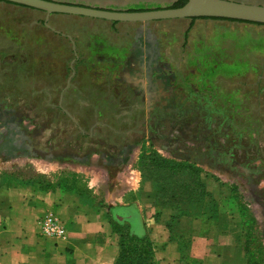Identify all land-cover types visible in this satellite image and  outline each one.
Here are the masks:
<instances>
[{
	"label": "rangeland",
	"instance_id": "rangeland-1",
	"mask_svg": "<svg viewBox=\"0 0 264 264\" xmlns=\"http://www.w3.org/2000/svg\"><path fill=\"white\" fill-rule=\"evenodd\" d=\"M54 1L126 10L166 8L175 0ZM228 1L264 6V0ZM45 15L37 10L21 12L17 18L14 16V24L17 20L20 26V34L14 33L15 36L7 35V30L0 26L3 31L0 32V87L4 92L0 95V127L11 120L19 132L21 129L25 134L31 132L39 142V146L31 151L23 149L26 148L23 143L5 151L1 145L5 144L8 133L4 132L0 137L4 157L18 153L21 163L17 165L21 168L26 165L31 170L46 169L55 173L64 170L68 178L66 183L79 175L85 192L91 191V186L98 188L97 197L122 181H133V177L139 181L141 189L151 185L155 203L169 209L166 227L170 235H180L181 249L191 242V232L185 230L189 220L214 218L221 205L230 204L231 209L236 208L240 219L238 243L244 262L264 264V25L256 28L258 24L214 18L192 22L188 18L164 19L142 24L139 29L142 35L138 37L133 29L139 22H117V26L109 28L111 22L108 20L55 14L45 21ZM190 23L191 28L184 36ZM121 29L128 32L124 34ZM67 35L76 43L77 54L80 53L79 46L86 54L84 45L95 37L119 46L126 45L137 54L154 48L165 61L164 75L158 74L157 80L153 78L157 74L143 73L146 56L141 57V66L133 63L128 70L114 68L110 73L101 67V62L74 63L72 44ZM84 67L90 69L89 73L84 72ZM103 70L106 73L103 74ZM153 71L156 73L158 69ZM71 72L69 83L72 79L74 82L68 95L75 103L74 108L79 109L76 112L81 111L79 118H88L82 126H89L86 130L89 129L91 139H87V134L85 136L87 143L92 141V146L87 149L85 143L81 150L75 149L83 140L72 137L75 138L71 140L72 146L63 152L60 146L53 148L50 133L45 132L38 138L35 129L37 124L45 123L43 120L34 118L33 123L28 118L15 119L17 117L10 111H3V107L13 106L12 101L28 100L24 104L26 109L50 111L57 91L49 89L53 96L49 104L43 97L26 95L36 94L43 84L58 83L63 88ZM162 92L173 95L166 102L171 110H148V103L160 97ZM237 96L244 98V106L236 105ZM18 102L16 106L19 107ZM205 105L223 109L209 113L217 116L214 121H218L219 126L213 129L225 128L227 146L222 152L228 151L224 164L232 170L215 169L204 161L203 153H198L202 151L199 137L205 130ZM177 106L180 110L175 108ZM95 121L103 122L108 128H93ZM164 132L169 135L165 136L169 139L167 144L150 139L162 136ZM104 140L112 144L117 142L119 146L130 144L116 150L118 156L114 161L106 155L114 154L113 150L96 145ZM48 147H51L50 152L39 151ZM95 148H101V151L92 152ZM231 152L234 161L230 162ZM61 155L66 156L50 158L51 166L45 165L47 160L42 158ZM74 156L84 158V164L76 162ZM131 230L143 233L138 218L134 219Z\"/></svg>",
	"mask_w": 264,
	"mask_h": 264
},
{
	"label": "crops",
	"instance_id": "crops-1",
	"mask_svg": "<svg viewBox=\"0 0 264 264\" xmlns=\"http://www.w3.org/2000/svg\"><path fill=\"white\" fill-rule=\"evenodd\" d=\"M24 11L37 9L0 0V26L7 30V35L20 34V26L17 20L14 24L13 18ZM49 16L45 15L44 20ZM144 23L134 26L133 32L138 33V37L142 35L139 29ZM117 25L111 22L109 28ZM121 30L124 34L128 32ZM72 75L73 72L69 77ZM68 85L66 81L61 91ZM1 88L0 95H3ZM237 98L236 105L244 106V98ZM20 160L18 153L4 157L0 150V264H116L120 236L112 230L109 211L117 205L131 204L140 214L143 233L152 242L151 256L144 264H246L238 243L240 219L236 208L231 209L230 204L221 205L214 218L189 220L187 229L181 226L192 235L190 245L181 249L180 235H170L166 227L169 209L155 203L151 185L141 189L139 181L133 177V181H122L97 197L98 188L91 186V191L85 192L79 175L66 183L64 170L55 173L46 169L31 170L26 165L21 168L17 165ZM45 163L51 166L52 161ZM47 212L63 219L67 226L63 238H46L39 234L38 219Z\"/></svg>",
	"mask_w": 264,
	"mask_h": 264
},
{
	"label": "trees",
	"instance_id": "trees-1",
	"mask_svg": "<svg viewBox=\"0 0 264 264\" xmlns=\"http://www.w3.org/2000/svg\"><path fill=\"white\" fill-rule=\"evenodd\" d=\"M186 2V0H175L173 2L172 5H169V7H178V6H182L184 3ZM65 3H73V2H65ZM73 4H80V5H84L81 3H73ZM89 6V5H87ZM93 7H99V6H93ZM102 8V7H99ZM105 9H111V8H105ZM149 8H128L126 10L128 11H141V10H148ZM204 18H208V17H193V18H188L191 20V22L195 19H204ZM214 19H223V20H231V21H240V22H245V23H255V24H259L262 25L261 23H256V22H249V21H242V20H236V19H227V18H216L213 17ZM112 23H117L115 21H111ZM264 25V24H263ZM191 28V23L188 26V28L185 30L184 32V36H186L189 32V29ZM72 82H74V79H72L71 83H69L68 87L63 91V95H62V104H58V99H59V93L62 90V85L60 86V84L58 83H53L50 85H42V87L38 90V92L35 94V92H30L31 94L26 95V97H34L36 96H40L43 97L46 104H49L51 99H52V94L49 92V89H51V91L55 90L57 91L56 93V97L55 99H53V103L54 104H50V111H45L43 110H39L37 109V111H31L29 109L25 108L26 104L25 101H12L13 102V106H5L3 107V111H10L11 113L14 114V117H17L15 119H23V118H28L33 120V123L35 122L34 118L37 119H41L43 120V122L45 123H41V124H37V128L35 129L36 132L38 133V138H40L41 136L44 135L45 132H48L51 134V138L54 140L53 143V148H56L58 146L61 147L62 150H64L63 152H67L68 149L72 146L73 141H71L72 137H80V139H82V142H78L75 149L81 150L84 146L85 143H87L88 140L91 139V136H89V129L86 130V128H88L89 126H82L78 119H77V114L76 111L74 110H69L68 112L65 109H68L66 107H64V105H71V104H75L74 101L72 100L71 97H69L70 95H68L69 93H71L70 89L71 87H73ZM31 95V96H30ZM4 101V99H2ZM19 104V107L16 106L17 103ZM79 110V109H78ZM34 112V113H33ZM50 113V115H48V113ZM88 119V118H86ZM96 123L94 124L93 128L95 127H99V128H103L105 129L106 127L108 128V125L104 124L103 122L100 121H95ZM65 124H68V127L65 126ZM14 125V123L11 120H7L5 122V126L0 127V137L1 135H3L4 132H7L8 135H10L11 133H15L16 132L19 134H22L25 136L26 140L28 142H30L31 144L35 145L36 147L39 146V142H37L36 137H33L31 132H28L27 134H25L24 129H21V132H19V129ZM39 128V129H38ZM73 129V130H72ZM14 131V132H13ZM77 133L75 136L74 134ZM114 134H116V132L113 131ZM17 134V135H18ZM87 134V139H86V135ZM5 137V139L7 138V136ZM28 138V139H27ZM34 142V143H32ZM57 142V144H56ZM76 144V142L74 143ZM130 144V143H128ZM88 147L87 149L92 146V141H90L89 143H87ZM96 145L100 146V147H105L109 150L112 149H119L116 148V146H118L117 142H114L113 144L104 140L101 142H97ZM52 147V146H51ZM51 147H48V149H40L39 151H41L42 153H46L45 150H47V152L51 151ZM77 150V151H78ZM101 151V148H95L92 149V152L94 153H99ZM107 152V151H106ZM76 155H78L77 153H75ZM40 156V155H38ZM66 156V155H64ZM64 156H55V157H42L46 160H50V158H54L57 159V157L59 158H65ZM70 156V155H68ZM76 161L82 162L84 163L85 160H83L84 158L80 157V156H74ZM71 158V157H70ZM131 205H117L114 208H112L109 211V223L112 227V230L116 233L119 234L120 236V253L118 256V259L116 261V264H144L146 263L150 256H151V252H152V242L150 241V239L148 238V236L144 233L141 234H137L136 232L132 231V225L134 223V219L138 218L140 220V223L143 227V222L141 221L140 218V214L138 212V210L136 209V207Z\"/></svg>",
	"mask_w": 264,
	"mask_h": 264
},
{
	"label": "flooded vegetation",
	"instance_id": "flooded-vegetation-1",
	"mask_svg": "<svg viewBox=\"0 0 264 264\" xmlns=\"http://www.w3.org/2000/svg\"><path fill=\"white\" fill-rule=\"evenodd\" d=\"M68 38V37H67ZM70 43L72 44V50H73V54H74V58L72 60V62L74 63H80V62H89V61H92L91 63H95V61L97 62H101L102 65L101 67L103 68H106L107 69V73L109 72L110 73V70L113 71L114 68H119L120 69H123L124 70H128L130 69V67L133 66V63L136 64V65H139L141 66L142 62H140V59H142L141 57H145V60H144V65L145 67H143L144 71L143 73L146 75L147 73H150V72H153V74H157V76H153V78L159 80V76L158 74H160L161 77H163L164 75V72H163V66L165 64V61L163 59V56L161 53L158 54V52L154 51L152 49L150 50H144V52L141 54V53H134V50L132 48H127L128 46H119L117 44H113V43H110V42H107V41H103L101 38L99 37H95L93 39L92 42H89V43H86V45H84L85 49H86V54H85V50L83 48V51H82V48L81 46L78 47V50H79V54H77V52L75 51V46H76V43L73 41V39H70ZM73 41V43H72ZM149 48V47H148ZM135 57H138V58H135ZM86 59V60H84ZM105 61H108L110 63H105ZM98 65H100L98 63ZM116 66V67H115ZM123 67V68H122ZM155 68L158 69V71L155 73V71H153ZM84 72L85 73H89V70L87 67H84ZM103 74L106 73L105 70L102 71ZM140 73V71H137V74ZM142 73V72H141ZM124 77V73L122 74ZM72 77V76H71ZM70 77V79H71ZM126 79V78H125ZM70 82V81H69ZM62 95H63V92L60 93L59 95V100H58V104H60V101L62 102ZM141 96V94H139ZM173 95L172 94H165V93H161V96L160 97H155L154 99H152L151 103H148V106L147 109L149 110H158V111H164L166 109V111H169L171 110V107L167 106L166 102L168 100H170V98H172ZM162 98V99H160ZM175 99H173L174 101ZM64 107L68 108V109H65L67 112L69 110H78V108H74L75 107V104H71V105H64ZM177 108L178 110H180L181 107H175ZM198 110V109H197ZM204 111L206 112V120H205V130H204V135L202 137H199L200 138V144H202V151H198V153H203V157L204 158V161L206 163H208L211 167H214L215 169H222V170H232V168L230 166H226L224 163V159L226 158V155L228 153V151H225L227 153H223L222 151L226 148V140H227V135L226 133L224 132V127L220 126V129L219 130H215L213 129V127H217L219 126L218 124V121H214V117H217L215 116V114H210L212 113V111L214 112H220V111H223V109L221 108H215V107H212V106H208V105H205L204 106ZM210 112V113H209ZM76 113L77 114V119L79 121V123L82 125V123L86 122L85 119L86 118H83V120H81L79 117V113H81V111H77ZM210 114V115H209ZM218 124V125H217ZM15 127V126H14ZM2 130V129H0ZM14 132V131H13ZM16 132L15 133H11L10 135L7 136L6 139H4V142L5 144L4 145H1V149L5 151H8V149H11L15 146H19L21 145V143L23 144H26L25 147L26 148H23V149H26V150H32V148H36L35 145H27V143H30L26 140L25 136L22 135V134H18ZM163 136V137H162ZM162 136H158V137H150V139L153 141V142H163V143H168L169 142V139L168 137H165V136H169L167 135L165 132H164V135L162 134ZM28 139V138H27ZM161 146H162V143H159ZM128 146V143H125L124 145H121V146H116V148H126ZM23 147V145H22ZM39 149V148H37ZM122 149V150H123ZM40 150V149H39ZM42 150V149H41ZM114 154H111V153H107L106 155H109L108 158L111 159V160H114L118 154H116V150L115 149H112ZM45 152H47V150H45ZM230 152V151H229ZM121 155V154H119ZM234 154L231 152L230 154V157L228 159V161H234ZM116 161V159L114 160Z\"/></svg>",
	"mask_w": 264,
	"mask_h": 264
},
{
	"label": "water",
	"instance_id": "water-1",
	"mask_svg": "<svg viewBox=\"0 0 264 264\" xmlns=\"http://www.w3.org/2000/svg\"><path fill=\"white\" fill-rule=\"evenodd\" d=\"M50 14L74 15L115 22H149L164 19L208 17L227 18L264 24V6L228 0H186L182 6L141 11L113 10L54 0H3ZM71 39L70 36L67 35ZM73 43V41H72ZM70 77L67 80V84Z\"/></svg>",
	"mask_w": 264,
	"mask_h": 264
},
{
	"label": "built area",
	"instance_id": "built-area-1",
	"mask_svg": "<svg viewBox=\"0 0 264 264\" xmlns=\"http://www.w3.org/2000/svg\"><path fill=\"white\" fill-rule=\"evenodd\" d=\"M39 234L46 238H63L67 229L63 219L53 212H47L38 219Z\"/></svg>",
	"mask_w": 264,
	"mask_h": 264
}]
</instances>
